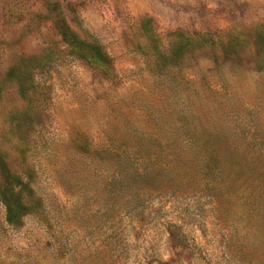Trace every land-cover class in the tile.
Wrapping results in <instances>:
<instances>
[{
  "label": "rangeland",
  "instance_id": "374dc122",
  "mask_svg": "<svg viewBox=\"0 0 264 264\" xmlns=\"http://www.w3.org/2000/svg\"><path fill=\"white\" fill-rule=\"evenodd\" d=\"M0 264H264V0H0Z\"/></svg>",
  "mask_w": 264,
  "mask_h": 264
},
{
  "label": "trees",
  "instance_id": "16d2710c",
  "mask_svg": "<svg viewBox=\"0 0 264 264\" xmlns=\"http://www.w3.org/2000/svg\"><path fill=\"white\" fill-rule=\"evenodd\" d=\"M73 50L79 58L87 61L89 64L107 71L110 70L111 59L100 47L89 46L76 41ZM23 192L24 190L16 192L14 189H7L3 195L6 207V220L13 225H18L21 219L29 212L30 203L24 200Z\"/></svg>",
  "mask_w": 264,
  "mask_h": 264
}]
</instances>
